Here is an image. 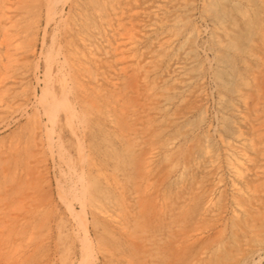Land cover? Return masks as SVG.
Returning <instances> with one entry per match:
<instances>
[{
    "label": "bare ground",
    "instance_id": "bare-ground-1",
    "mask_svg": "<svg viewBox=\"0 0 264 264\" xmlns=\"http://www.w3.org/2000/svg\"><path fill=\"white\" fill-rule=\"evenodd\" d=\"M27 1L33 3L29 8ZM36 1L45 10L42 26L35 19ZM66 1L60 48L55 20ZM214 1L0 0V127L26 118L19 132L0 141V264H31L47 244L50 216L57 206L42 192L50 164L62 215L54 219L53 258L44 264H257L264 257V0H258L263 11L256 22L249 23L252 16L247 20L255 38L247 31L241 41L233 15L211 24L209 56L197 44L199 25L189 20H194L198 4L202 15L215 10ZM229 1L239 8L238 0ZM249 2L245 0L246 6ZM246 6L236 9L244 20L251 11ZM39 34L41 48L35 57ZM176 42L185 44L180 58L167 54ZM223 50H231L244 63V74L235 73L243 77L237 79L239 86H230L233 96L224 101L236 117L235 126L229 124L232 135H218L234 194L228 217L232 219L229 232L218 227L217 242L202 241L189 253L209 221L213 224L214 186L221 181L216 178L207 189V176L194 174L208 172L218 152L210 148L208 134L194 139L195 144L191 140L194 145L186 151L171 152L172 143L190 129L180 125L182 131L177 125L178 134L175 130L163 144L159 137L164 126L157 119L169 92L202 93L203 77L196 68L207 64L216 83H224L212 68ZM197 52H202L199 59ZM164 74L168 86L163 85ZM181 113L173 111L168 122L177 121ZM88 134H94L95 141H87ZM160 153L158 169L150 163ZM172 174L181 182L162 188ZM257 223L263 225L261 231ZM240 227L254 243L239 237ZM226 231L232 237L231 249L220 252Z\"/></svg>",
    "mask_w": 264,
    "mask_h": 264
},
{
    "label": "rangeland",
    "instance_id": "rangeland-1",
    "mask_svg": "<svg viewBox=\"0 0 264 264\" xmlns=\"http://www.w3.org/2000/svg\"><path fill=\"white\" fill-rule=\"evenodd\" d=\"M241 1V2H240ZM261 1V0H260ZM260 1H258V0H250V2H249V4H248V6H246L247 4L245 3V0H238L237 2H236V5L237 4H239V8H241V9H243V7H244V5L247 7V8H249V9H251V11L249 10V14L250 15H248L249 17H246L245 16V20H246V22H245V20H244V18H242L241 16H240V13H239V11H237L236 9H238L239 10V8L238 7H235V5H233L229 0H224V2L222 3V2H218V1H214V5H213V7L212 8H215L216 6V8H215V10L214 9H211V10H213V11H217V13H215V12H213V11H211L210 10V12L208 11L207 12V14L206 13H204L203 12V14L204 15H202L201 13H200V9H202L200 6V4H198V6H197V11H196V8H195V10H194V13H195V17H194V20H189L190 22H189V24L191 25L192 23H194L196 26H198L199 27V29H201L200 30V34L199 35H201V36H199L198 37V39H197V44H199V46L201 45H203L202 47H204V49H205V51L209 48V47H212V40H211V38H209V37H211L209 34H210V32H208V31H210V28H211V24L214 22V21H216L217 20V18L219 17V19H218V21L219 20H225V19H228V18H230V16H234V14H235V12H237L236 14H235V16L233 17L232 16V18H234L235 20V25L238 23H240L239 25L237 24L236 25V35L238 36V37H241V41L242 42H244L245 41V38H247V36H248V32L247 31H249V34H254V32H256L255 31V29H254V26H253V24L256 22V21H254L255 20V16H256V18H258L259 16V14L263 11V6L261 7V5H262V3H259ZM68 1H66V3L63 5V9H62V11H60L59 12V14L57 15V17H56V20H55V26H56V37H57V39H58V43H59V47L61 48V47H63V39L61 38V33H62V16L64 15V12H67L69 9H68V3H67ZM27 4H26V7L27 8H29V7H31L32 6V2L31 1H27L26 2ZM253 3V4H252ZM220 4V5H219ZM229 4H230V6H231V8H232V10H231V8H230V6H229ZM261 4V5H260ZM223 5V6H222ZM225 5V6H224ZM250 5H253L254 6V8H253V6L251 7ZM260 5V6H259ZM238 6V5H237ZM251 8H250V7ZM200 7V8H199ZM226 7V8H225ZM258 7H260L259 9H258ZM218 9H219V11H218ZM221 10V11H220ZM224 10V11H223ZM255 10V11H254ZM45 12V10H44V8L42 7V4H41V2H39V1H36V4H35V7H34V14H35V19H36V22L38 21L39 23H41V26L43 25V14H44V12ZM232 11V12H231ZM235 11V12H234ZM211 12L213 13L212 15H211ZM231 12V13H230ZM260 12V13H259ZM219 13V14H218ZM255 13H256V15H255ZM259 13V14H258ZM209 14V15H208ZM253 14V15H252ZM206 15H208V16H206ZM205 16V17H204ZM210 16V17H209ZM250 16H252V18H250ZM201 19H200V18ZM202 18H203V20H205V22L202 20ZM251 19V22H249L250 21V19ZM209 20V21H208ZM239 22H238V21ZM243 20H244V22H243ZM247 20H249L248 22L251 24L252 22H253V24H252V26H253V29H252V26L250 27V29H252V30H254V32L252 31V30H250V29H248L249 27H247L248 25H250V24H248L247 23ZM187 21H185V23H184V25H183V28H187V24H188V22L186 23ZM208 25V26H207ZM246 27H245V26ZM202 26H204L203 28H202ZM239 26V27H238ZM190 27V26H189ZM188 27V28H189ZM205 27H207V28H205ZM61 28V29H60ZM61 30V33H60V30ZM203 31H204V33H203ZM245 31V32H244ZM50 32V29H49V31H48V33ZM202 32V33H201ZM247 33V34H246ZM244 34H245V38H244ZM253 34H252V36H249V37H252V38H255L254 36H256V34H254V36H253ZM41 34H39V36H38V40L36 41V46H35V54H34V56L35 57H38V52L40 51V50H38V49H40L41 47H39L40 46V38H41V36H40ZM60 36V37H59ZM48 37L49 36H47V37H45V40L47 39L48 40ZM248 37V38H249ZM47 40H46V42H47ZM187 40V39H186ZM25 41H27V40H25ZM25 41L23 42L22 41V45L24 44V45H26L25 44ZM211 42V43H210ZM206 46V47H205ZM182 47L184 48L185 47V44H184V42L182 43V42H176L174 45H172V46H170L169 47V49L167 50V54L168 55H170V54H172L173 53V58H176V56H178V55H180L182 52L181 51H183V49H182ZM207 48V49H206ZM178 50V51H177ZM180 51V53H178L177 54V52H179ZM208 54H209V56L210 55H212V53H211V50L209 49L208 51H206ZM222 54L224 55L223 57H220V55L218 54V59L220 60H218V62H214V64L212 63V68L214 69L213 71H215V73L217 72L218 73V77L220 76V78H218V79H221V80H224L223 82L224 83H222V82H220L219 80H217V81H219V82H217L216 83V79L215 78H213V76L211 75V74H209V73H211V71H210V69H207V67H209L207 64H205L203 67H199V68H196L197 70V72H198V75L199 76H201V78L200 79H202V77H203V79H202V85H203V88H202V93H199V95H196V96H194V94H192L191 92H186V94H184L185 93V91H182V90H180V91H178V90H176V91H174L173 93L172 92H169L168 93V95L166 96V101H164L165 103H166V105L164 106V109H165V111H164V109L162 108L160 111V118L159 119H157V120H159L160 122H159V124L161 125V126H164V127H161L162 128V130H164V131H161V134H160V136L161 137H159L160 138V142L162 141L163 142V144H167V142H168V138L169 137H171L172 135H175V133L177 132V129L179 130V128H178V126L180 127V125L181 126H183V127H187V129H190L189 131L190 132H188V131H186L185 133L187 134H185V136L183 135L182 137H180L179 139L180 140H178V142H177V140L175 141V142H173L172 144L174 145H172L171 147H170V149H171V152H173V151H178L179 149H181V150H185L186 151V149H188V148H190V146L194 143H196V140H201V139H203L205 136H207L206 134H208V136H207V138H208V141H210L209 142V144H210V148L212 149V150H214L213 152L216 154L217 152H218V154H216V161H215V164H212L211 165V167L210 168H208V172H203V173H200V172H196V174H194V176H196L197 178L198 177H200V176H204L205 175V177L206 178H203V182H204V184H205V187H207V189L209 188L210 189V186L212 187V185L214 186V181H216L217 179H221V181L218 183V185H215L214 187H215V189H214V192H215V194H214V196H216L215 198H216V200H217V202H215V205L213 206V208H214V210H213V213H215V211H216V213H215V215L212 217V220H211V222L213 221V224L212 223H210V221H209V224H211V225H208L207 227H206V229H204L203 231H202V233L198 236L199 238H196V240L194 241V243L195 244H197V245H195V244H193L192 245V247L191 248H189V250H188V252L189 253H192V252H194L195 251V247H197V246H199V244H200V242L201 243H203V242H205V243H209L210 242V240H212V239H215V238H217V236H219V228H221V227H224V228H227V230H228V225H230L229 224V222L231 221V219L232 218H228V217H230L229 215H230V205L232 204V196L234 195L233 194V192L231 193L230 192V190H231V188H230V181H229V177H228V175H227V173H226V169H225V166H224V163H225V160H223L224 159V156H225V151H224V149L222 148L223 147V145L222 144H219V143H221L220 141H218L220 138H218L219 136L220 137H229V136H231L232 134V125H233V127L235 126V122L233 123V121H235L234 119L236 118L235 117V115H231V111L229 110V108H228V106H227V102H229V101H227V102H225L224 103V101L225 100H228L227 98H231L232 96H233V94H231V92H232V90L231 89H233L236 85H238V83H240V81H238L237 82V79L238 80H242V76H241V79H240V76H236L237 74H240V73H242V74H244V69H243V65H242V63L243 62H241L239 59V56L238 57H236V54H233V53H231V50L229 51V50H223V52L221 53V56H222ZM194 55H195V58H197V59H199L200 58V56L202 55V52H200V53H194ZM167 56V55H166ZM166 56L164 57V61H162V64H161V66L163 67V66H166ZM179 57V56H178ZM177 57V58H178ZM202 57V56H201ZM234 57V58H233ZM42 58L43 57H40L39 58V64H41V62H42ZM180 58V57H179ZM231 59L232 60V62H234V65L233 64H231V61L229 60V59ZM234 59V60H233ZM228 60V61H227ZM229 61H230V63H229ZM236 61H238V62H236ZM239 61H240V64H239ZM168 62V61H167ZM219 62H220V64H219ZM228 62V63H227ZM165 63V64H164ZM244 64V63H243ZM206 65H207V67H206ZM168 66V65H167ZM214 66V67H213ZM233 66H234V69H233ZM164 68V67H163ZM236 68V69H235ZM165 69H166V67H165ZM199 69V70H198ZM207 70V71H206ZM231 70V71H230ZM240 72V73H239ZM200 73V74H199ZM202 73H204V74H202ZM213 73V72H212ZM221 73V74H220ZM235 73H237L236 75H235ZM228 75V76H227ZM230 75V76H229ZM164 76H166L167 77V75H165L164 74ZM231 77V78H230ZM234 79H233V78ZM236 77V78H235ZM239 77V78H238ZM214 81H213V80ZM213 82H215V83H213ZM230 82V83H229ZM169 84H171V82H170V79L167 77L166 78V81H165V84L163 83V85H166V86H168ZM225 84H227V85H225ZM209 85V86H208ZM235 85V86H234ZM230 86H232L231 87V89H230ZM239 86V85H238ZM237 87V86H236ZM235 87V88H236ZM223 88V89H222ZM228 88H229V90H231V92L230 91H228ZM212 89V90H211ZM226 89V90H225ZM37 91H38V88L36 89ZM233 90H235V89H233ZM200 91V92H201ZM210 92L212 93V94H210ZM188 93V94H187ZM189 95V96H188ZM193 95V96H192ZM209 95L211 96V97H209ZM191 96V97H190ZM223 96H225V97H223ZM173 97V98H172ZM189 97V98H188ZM188 98V99H187ZM220 98V99H219ZM223 98V99H222ZM187 101H186V100ZM222 99V100H221ZM219 100H221V101H219ZM181 102V103H180ZM184 103V104H183ZM189 103H191L190 105H189ZM174 104L175 105H177V108L178 109H176V107L174 106ZM206 104V105H205ZM223 104V106L224 107H222L221 105ZM31 104H29V106H30ZM33 105H35V103H33ZM168 105V106H167ZM187 105V106H186ZM206 107H205V106ZM220 105V106H219ZM186 106V107H185ZM168 107V108H167ZM174 107V108H173ZM205 107V108H204ZM224 109V110H222V109ZM227 108V109H226ZM28 109H29V107H28ZM175 109V110H174ZM205 111H204V110ZM218 109V110H217ZM231 109V108H230ZM192 110V111H191ZM229 110V111H228ZM173 111H175V113H178V112H182V113H184V114H180L181 115V117H179V119L177 120V121H175L174 123H169L168 122V120H169V116L168 115H171L172 114V112ZM200 111V112H199ZM216 111V112H215ZM189 112V113H188ZM219 112L221 113V114H219ZM215 113V114H214ZM230 113V114H229ZM233 113V112H232ZM225 115V116H224ZM228 115V117H226ZM184 116H186V117H184ZM197 116V117H196ZM231 116V118L229 119V117ZM233 116L235 117V118H233ZM183 117V118H182ZM223 117V118H222ZM168 118V119H167ZM167 119V120H166ZM219 119V120H218ZM221 119V120H220ZM224 119V120H223ZM227 119H229V120H227ZM189 120H191L190 121V123H189ZM223 120V121H222ZM231 120H232V122H231ZM25 121H26V118L24 117V116H22V118L20 119V120H18V121H6L5 123H3L2 125L4 126V128H3V126H1L0 127V141L2 140V138L4 139V141H6L7 139H9V137H10V135H12V133L14 134V133H16V132H19V130H21L23 127H24V123H25ZM164 123H163V122ZM184 121H186V122H184ZM216 121V122H215ZM183 122V123H182ZM192 122V123H191ZM229 122V123H228ZM8 123V124H7ZM9 123H11V124H9ZM165 124V125H164ZM167 124V125H166ZM186 124V125H185ZM192 124H193V126H192ZM227 124V126H225ZM231 125V127H229L230 125ZM174 125V126H173ZM176 125V126H175ZM178 125V126H177ZM223 125V126H222ZM173 126V127H172ZM192 126V127H191ZM166 127V128H165ZM177 127V128H176ZM185 127V128H186ZM226 127V128H225ZM185 128H183V129H181V127H180V130H182V131H184V129ZM231 128V129H230ZM171 129V130H170ZM194 130V132H192V130ZM176 130V132H174ZM225 130V131H224ZM233 130H234V128H233ZM170 131V132H169ZM174 133H173V132ZM201 131H203V133L201 132ZM227 131H229L230 132V134H228L229 132H227ZM205 132V133H204ZM227 132V133H226ZM63 133L64 134H62V136H63V138L66 140V142L68 143V141H70L69 140V137H68V134L67 133H65L64 131H63ZM168 133H169V136H168ZM200 133H202V134H200ZM67 134V135H66ZM166 134V135H165ZM176 134H178V132L176 133ZM220 134V135H219ZM223 136H222V135ZM65 135V136H64ZM89 135L90 134H88L87 135V137H86V140L88 141V140H90L91 138V140L90 141H95V135L94 134H91L90 135V137H89ZM202 135H204V136H202V138H201V136ZM219 135V136H218ZM181 136V135H180ZM194 136V137H193ZM201 139H200V138ZM183 138V139H182ZM168 139V140H167ZM194 139H196V140H194ZM167 140V141H166ZM191 140H192V142H191ZM221 140V139H220ZM164 141H165V143H164ZM161 142V143H162ZM70 143H71V141L68 143L69 145H70ZM181 143V147L180 148H176L175 146H177L178 144H180ZM187 143V144H186ZM192 143V144H191ZM176 144V145H175ZM193 144V145H194ZM188 145V146H187ZM192 145V146H193ZM222 145V146H221ZM169 146H170V144H169ZM182 147H183V149H182ZM188 147V148H187ZM222 148V149H221ZM170 149H169V151L168 152H170ZM176 149V150H175ZM167 150H168V148H167ZM216 151V152H215ZM221 151H223V152H221ZM161 152H162V150H161ZM161 154V153H160ZM224 154V155H223ZM159 157H161V158H159ZM218 157V158H217ZM157 158L158 159H156L154 162L152 161L150 164L152 165L153 164V166H155V168L158 166V163H159V166L161 165L160 164V161H161V163L163 162V160H162V154H161V156L160 155H158L157 156ZM219 159V160H218ZM224 162V163H223ZM156 164H157V166H156ZM216 164H217V166H216ZM219 164V165H218ZM159 166L157 167L158 169H160L161 168V166H160V168H159ZM223 166V167H222ZM51 167H52V165L50 164V167L48 168V175H47V185H45V187H44V191H42L44 194H46V195H49V196H47L48 198H49V201H51V203L53 204V206L54 205H57V206H55V208H56V211L54 212V210H53V215L52 216H50V219H52L51 221H52V224H51V230L49 231V233H48V239L49 240H47V244L43 247V248H41L40 250H41V252H39L40 254L38 255V256H35L36 258H34L32 261H31V264H44V263H46V262H48L49 260H51V258H53V253H54V239H56L55 237H57V236H55L56 235V233H55V228H54V223H55V218H57L58 216H59V214L60 215H62L61 213H59V212H61L60 211V208H58V207H61L60 206V203H59V201H58V198H57V194L55 193V180L53 179L54 178V175H53V173L55 174V169L53 168V170L51 169ZM215 168V169H214ZM218 168V169H217ZM213 169V170H212ZM221 171V172H220ZM212 172V173H211ZM198 173V174H197ZM208 174H211V175H209L208 176ZM213 174V175H212ZM172 177L170 178V179H168V180H166V181H164L163 183H161V187L163 188V187H165V189H169L170 187H173V185L172 184H176V183H180L181 181H180V178H176V177H174V175L172 174L171 175ZM219 177V178H218ZM222 177V178H221ZM211 178H213V179H211ZM217 178V179H216ZM182 179V178H181ZM216 179V180H215ZM170 180V181H169ZM174 180V181H173ZM178 181H180V182H178ZM206 181H208V183L206 184L205 182ZM161 182H162V180H161ZM168 182V183H167ZM174 182V183H173ZM171 185H170V184ZM159 184V183H158ZM167 184V185H166ZM170 186V187H169ZM217 187H218V189H217ZM221 192V193H220ZM229 192H230V194H232V195H230L229 194ZM56 194V195H55ZM218 195V196H217ZM51 197V198H50ZM234 200V199H233ZM55 203H54V202ZM219 201V202H218ZM222 202V203H221ZM218 203H220V204H218ZM217 205V206H216ZM220 205V206H219ZM216 206V207H215ZM220 207V208H219ZM223 208H225V209H223ZM218 210H219V212H218ZM58 212V213H57ZM220 213V214H219ZM51 214H52V212H51ZM220 216H219V215ZM55 215V216H54ZM56 215H58L57 217H56ZM215 216H219L218 218L217 217H215ZM215 217V218H214ZM88 218H90L89 217V214H88ZM224 218V219H223ZM226 219V220H225ZM88 220H90V219H88ZM219 220V221H218ZM221 220V221H220ZM224 220V221H223ZM215 221V222H214ZM223 221V222H222ZM48 222H50L49 220H48ZM219 222H222V223H219ZM222 224V225H221ZM257 224H259V223H257ZM90 225V224H89ZM220 225V226H219ZM224 225V226H223ZM264 225V224H263ZM263 225H258L257 226V229H259V231H261L260 229H262L261 227L263 226ZM213 226V227H212ZM217 226V227H216ZM259 226H261V227H259ZM219 227V228H218ZM216 228V229H215ZM91 230H92V228L89 226V237H90V239H91V242L93 241V236L94 235H92V233H93V231L91 232ZM215 230H216V232H215ZM218 230V231H217ZM207 231V232H206ZM214 231V232H213ZM228 232H229V230H228ZM227 231H226V233H228ZM239 232H240V234L238 233V235H239V237L240 236H242L243 238H247L246 240H248V238H249V242L250 243H254V238L248 233V232H246L245 233V231H243V229L240 227V230H239ZM212 235V236H211ZM214 235V236H213ZM216 235V236H215ZM205 236V237H204ZM228 236V237H227ZM211 237V238H210ZM241 237V238H242ZM203 238V239H202ZM242 238V239H243ZM252 238H253V240H252ZM223 241L222 242H220V245L218 244V247H219V249H220V252H223L224 251V249L225 250H227V249H229L231 246V243H232V237L231 236H229V233L227 234V235H225L224 237H223ZM216 241H214V240H212V241H214V242H210V243H215V242H217V239H215ZM197 241V242H196ZM203 241V242H202ZM50 243V244H49ZM223 244V245H222ZM53 245V246H52ZM92 245L94 246V242H92ZM224 246V247H223ZM192 248H194V249H192ZM75 249V250H74ZM93 249H95V247H93ZM222 249H223V251H222ZM231 249V248H230ZM75 251V252H74ZM77 251V249H76V247L74 246L73 247V255L74 254H76V255H74V257H77V255H78V251ZM95 251V250H94ZM44 252V253H43ZM46 252V253H45ZM42 255H44V256H42ZM47 255V256H46ZM43 257V258H42ZM41 258V260H39ZM98 261L100 262V261H102V260H100V258L98 259ZM259 261V262H258ZM257 261V264H264V257L261 259V260H258ZM28 264H30V263H28Z\"/></svg>",
    "mask_w": 264,
    "mask_h": 264
}]
</instances>
